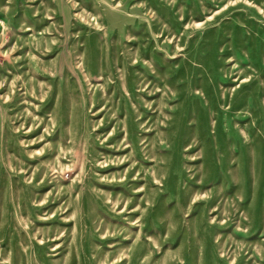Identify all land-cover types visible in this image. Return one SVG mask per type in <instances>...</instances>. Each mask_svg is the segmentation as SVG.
Wrapping results in <instances>:
<instances>
[{
	"label": "rangeland",
	"instance_id": "obj_1",
	"mask_svg": "<svg viewBox=\"0 0 264 264\" xmlns=\"http://www.w3.org/2000/svg\"><path fill=\"white\" fill-rule=\"evenodd\" d=\"M0 264H264V0H0Z\"/></svg>",
	"mask_w": 264,
	"mask_h": 264
}]
</instances>
